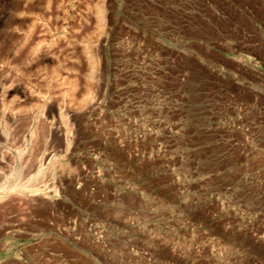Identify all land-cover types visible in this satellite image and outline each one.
Here are the masks:
<instances>
[{
  "label": "rangeland",
  "instance_id": "1",
  "mask_svg": "<svg viewBox=\"0 0 264 264\" xmlns=\"http://www.w3.org/2000/svg\"><path fill=\"white\" fill-rule=\"evenodd\" d=\"M36 218L63 264H264V0H0V235Z\"/></svg>",
  "mask_w": 264,
  "mask_h": 264
},
{
  "label": "crops",
  "instance_id": "2",
  "mask_svg": "<svg viewBox=\"0 0 264 264\" xmlns=\"http://www.w3.org/2000/svg\"><path fill=\"white\" fill-rule=\"evenodd\" d=\"M12 234L0 235V264H50L55 258L60 264L69 262L67 240L57 233L53 236L48 218H36L23 226L12 221ZM20 232L32 234L22 241Z\"/></svg>",
  "mask_w": 264,
  "mask_h": 264
},
{
  "label": "bare ground",
  "instance_id": "3",
  "mask_svg": "<svg viewBox=\"0 0 264 264\" xmlns=\"http://www.w3.org/2000/svg\"><path fill=\"white\" fill-rule=\"evenodd\" d=\"M47 7V6H46ZM100 11V10H99ZM92 68V67H91Z\"/></svg>",
  "mask_w": 264,
  "mask_h": 264
}]
</instances>
